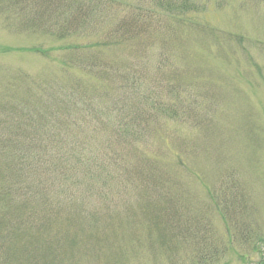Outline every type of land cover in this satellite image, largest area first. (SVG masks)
<instances>
[{
  "label": "trees",
  "instance_id": "16d2710c",
  "mask_svg": "<svg viewBox=\"0 0 264 264\" xmlns=\"http://www.w3.org/2000/svg\"><path fill=\"white\" fill-rule=\"evenodd\" d=\"M204 6L205 0H0L5 28L65 44L62 78L22 74L0 96V264H78L81 258L124 264L123 247L107 230L137 225L132 202L148 226L146 251L167 260L154 264L218 259L222 246L209 222L173 199L167 169L143 149L155 115L145 105L157 101L155 110L176 115L174 102L159 106L144 80L136 83L129 74V62L124 68L116 59L104 62V53L116 58L121 48L137 60L154 42L170 47L167 33L195 23ZM33 50L50 56L47 48ZM99 53L103 61L94 57ZM165 69L158 70L173 93L181 81ZM107 190L106 212L85 210L83 196L94 191L104 200ZM231 191L225 186L214 196L229 226L241 224L234 215L247 209ZM130 238L140 246L134 230Z\"/></svg>",
  "mask_w": 264,
  "mask_h": 264
},
{
  "label": "rangeland",
  "instance_id": "374dc122",
  "mask_svg": "<svg viewBox=\"0 0 264 264\" xmlns=\"http://www.w3.org/2000/svg\"><path fill=\"white\" fill-rule=\"evenodd\" d=\"M194 21L167 33L170 47L152 42L137 60L123 48L116 58L105 53L106 58L101 53L94 57L104 62L119 60L115 66L121 68L129 62V74L136 83L144 80L143 88L158 99L159 106L171 107L170 101L174 102L176 115L168 109L155 110L157 101L145 105L155 115L146 128L149 139L143 149L167 169L173 199L204 217L222 246L218 259L207 256L202 263L188 256L183 264H259L264 254V0H205ZM51 41L38 33L8 30L0 20V96L8 92L9 84H19L16 79L22 74L38 80L63 77L60 63L65 44ZM34 48H47L50 56ZM160 68H166L165 76L181 81L178 90L165 89ZM225 186L247 208H242V216L234 215L241 224L229 222V226L219 206H214V196ZM108 195L109 190L104 200ZM83 197L89 213L106 212L110 204L94 191ZM135 204L130 207L137 213V225L108 229V236L116 237L114 245L123 247L124 264L166 262L146 251L148 226ZM118 215L125 216L122 211ZM133 230L140 246L130 238ZM78 264L95 261L81 258Z\"/></svg>",
  "mask_w": 264,
  "mask_h": 264
}]
</instances>
